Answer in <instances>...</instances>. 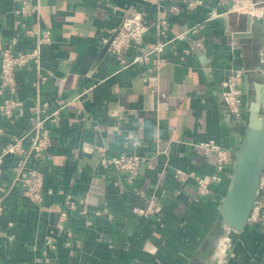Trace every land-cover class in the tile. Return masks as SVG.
Wrapping results in <instances>:
<instances>
[{
  "label": "crops",
  "instance_id": "crops-1",
  "mask_svg": "<svg viewBox=\"0 0 264 264\" xmlns=\"http://www.w3.org/2000/svg\"><path fill=\"white\" fill-rule=\"evenodd\" d=\"M31 2L37 13L25 17L16 13L21 0H0V52L35 47L34 38L19 33L22 25L51 34L41 69L28 66L15 74L13 97L26 117L43 104L48 113L60 109L58 102L63 107L59 120L47 124L50 158L27 163L43 175L41 204L27 199L14 181L13 156L0 166V264H264V215L240 232L219 216L234 163L208 197L197 196L191 182L177 193L174 177L175 170L202 176L215 170V157L189 143L212 140L235 160L249 98L264 88V0ZM134 10L146 13L149 47L203 28L174 40L157 57L120 68L105 41ZM160 18L166 20L163 35L156 28ZM198 40L203 48L196 52ZM235 71L241 72L236 85L246 111L241 119L228 113L221 98L223 80ZM26 127L24 118H0V149ZM101 151L108 157L136 154L147 162L129 183L124 173L99 167ZM151 196L158 213H132ZM67 197L83 202L67 210ZM63 211L68 220L59 228Z\"/></svg>",
  "mask_w": 264,
  "mask_h": 264
},
{
  "label": "built area",
  "instance_id": "built-area-1",
  "mask_svg": "<svg viewBox=\"0 0 264 264\" xmlns=\"http://www.w3.org/2000/svg\"><path fill=\"white\" fill-rule=\"evenodd\" d=\"M22 6L16 13L31 17L37 13V6L31 0H21ZM227 3V0H223ZM192 5L191 3L189 4ZM166 20L158 19L156 22L157 32L163 35L165 32ZM202 25L191 27L183 32L175 39L169 41H159L152 47L145 44L144 38L148 33L147 16L143 11H131L122 19L119 26L111 31V36L105 41L106 51L114 58L120 68L128 67L134 63L146 62L150 56H159L167 47H172L174 40L183 38L184 35H196ZM19 33L34 38L36 45L28 51H17L12 48H4L0 52V98L8 93V96L0 100V118H6L11 122L19 119H25L27 127L21 132L11 136L10 141L0 149V166L7 156H13L15 164L12 165L14 172V181L23 189V195L34 204H41L43 200V175L38 170L28 167L29 161L44 162L50 158L48 148L50 146V130L47 128L48 123H56L59 120V110L63 107L58 102L60 109L54 112H47V104L38 107L35 116H27L24 113L22 103L16 100L13 95L15 93V74L28 66H33L36 70L41 69V53L42 49L51 43V34L48 30H40L35 27H27L22 25ZM203 48L200 40L194 42L193 51H199ZM172 50V49H171ZM132 52L131 60L126 58V54ZM241 77V72L235 71L227 75L222 82L221 98L228 113L235 119H241L245 115V107L243 103L242 93L236 85V79ZM37 86V83L35 84ZM26 117V118H25ZM1 132V129H0ZM190 146L202 150L205 154H211L215 157V170L210 175H199L195 172H185L175 170L174 177L179 184L180 190L193 183V190L197 196L208 197L212 195V187L221 183V175L233 165L234 158L232 154L216 144L214 141H206L199 143H189ZM88 150V149H87ZM147 158L136 154L122 155L119 157H108L101 151L99 167L103 170H114L124 173L129 183H132L140 171L144 168ZM258 196H264V180L260 179L257 191L256 201L252 208L248 222L257 223L264 215V199ZM144 205H135L132 213L140 217H148L160 211L156 198L151 196L143 198ZM83 201H75L67 197L65 205L67 210H74L77 203ZM2 208L0 206V213ZM83 214L87 212L82 211ZM68 220V214L63 211L60 214L58 227L62 228L65 221Z\"/></svg>",
  "mask_w": 264,
  "mask_h": 264
},
{
  "label": "water",
  "instance_id": "water-1",
  "mask_svg": "<svg viewBox=\"0 0 264 264\" xmlns=\"http://www.w3.org/2000/svg\"><path fill=\"white\" fill-rule=\"evenodd\" d=\"M107 48V46H106ZM264 88L249 98L246 125L236 151L231 179L218 207L222 222L231 230L242 231L256 201L264 168ZM133 223L127 209V227Z\"/></svg>",
  "mask_w": 264,
  "mask_h": 264
},
{
  "label": "rangeland",
  "instance_id": "rangeland-1",
  "mask_svg": "<svg viewBox=\"0 0 264 264\" xmlns=\"http://www.w3.org/2000/svg\"><path fill=\"white\" fill-rule=\"evenodd\" d=\"M220 228V227H219ZM219 235V234H218ZM218 235L217 234H215V239L214 240H210V241H207L206 243L208 244V250H210V249H212V243L214 242V243H216L217 242V240H218ZM213 241V242H212ZM208 253H210V251H208ZM208 260H209V257H208ZM208 262V261H207Z\"/></svg>",
  "mask_w": 264,
  "mask_h": 264
}]
</instances>
